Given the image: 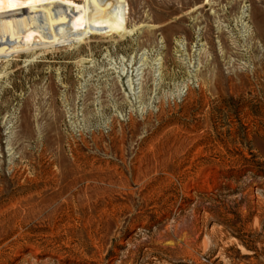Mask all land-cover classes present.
Returning <instances> with one entry per match:
<instances>
[{
    "label": "rangeland",
    "instance_id": "obj_1",
    "mask_svg": "<svg viewBox=\"0 0 264 264\" xmlns=\"http://www.w3.org/2000/svg\"><path fill=\"white\" fill-rule=\"evenodd\" d=\"M88 1L0 0V264H264V0L8 54Z\"/></svg>",
    "mask_w": 264,
    "mask_h": 264
},
{
    "label": "bare ground",
    "instance_id": "obj_2",
    "mask_svg": "<svg viewBox=\"0 0 264 264\" xmlns=\"http://www.w3.org/2000/svg\"><path fill=\"white\" fill-rule=\"evenodd\" d=\"M42 19V21L37 19L28 22L32 42L22 48L12 49L8 54L32 52L39 46L54 47L60 39L66 36L72 38L71 33H74V38L69 40L76 42L91 34L106 35L118 21V10L113 2L92 0L88 1L80 11L67 10ZM43 25L50 32V37H46L44 31L40 30ZM35 42L41 43L33 44Z\"/></svg>",
    "mask_w": 264,
    "mask_h": 264
},
{
    "label": "trees",
    "instance_id": "obj_3",
    "mask_svg": "<svg viewBox=\"0 0 264 264\" xmlns=\"http://www.w3.org/2000/svg\"><path fill=\"white\" fill-rule=\"evenodd\" d=\"M239 240V239H238ZM239 242H240V244L243 246V248L245 249V250H247V251H251V252H255V249H252V248H250V247H248L246 244H244L242 241H240L239 240Z\"/></svg>",
    "mask_w": 264,
    "mask_h": 264
}]
</instances>
